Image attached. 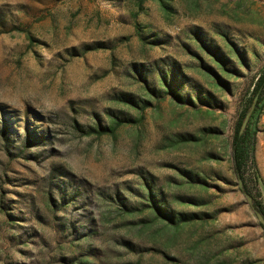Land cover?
<instances>
[{"label":"rangeland","instance_id":"obj_1","mask_svg":"<svg viewBox=\"0 0 264 264\" xmlns=\"http://www.w3.org/2000/svg\"><path fill=\"white\" fill-rule=\"evenodd\" d=\"M263 66L264 0H0V264H264Z\"/></svg>","mask_w":264,"mask_h":264},{"label":"trees","instance_id":"obj_2","mask_svg":"<svg viewBox=\"0 0 264 264\" xmlns=\"http://www.w3.org/2000/svg\"><path fill=\"white\" fill-rule=\"evenodd\" d=\"M100 46L105 47L106 45L103 43L94 45L95 48H100ZM163 82H165L164 78H162ZM167 85V84H166ZM167 90H170V86H167ZM124 100L129 101L131 103H135L133 96L124 94ZM258 98L256 109L249 121V124L247 128L241 132V126L243 123V120L249 111L253 101L255 98ZM264 110V66L259 71L258 77L256 81L254 82L253 88L250 89L248 94L245 96V98L242 101L241 109L238 113V118L235 124L233 137H232V170L234 175L237 179L241 177L244 182V190L248 192L253 197V202L255 207L262 213L264 216V205L257 201L255 195L252 193V191L248 187V182L246 178V171H249L254 177L258 176V167H257V161H256V147H257V133H258V121L259 117L262 114ZM130 120V119H129ZM126 121V120H122ZM118 124V123H116ZM110 131H113L112 126H103L99 125V128L97 129V132L100 134H105ZM186 200L185 198H183ZM157 212L164 216L165 218H168L172 220L174 217L173 215H169L167 211L163 209L161 205H158L156 207ZM198 215L193 214L192 216H188L185 214L181 215V218L183 219H189L190 217H196ZM200 218V215H199ZM260 226L264 229V224L260 223Z\"/></svg>","mask_w":264,"mask_h":264},{"label":"water","instance_id":"obj_3","mask_svg":"<svg viewBox=\"0 0 264 264\" xmlns=\"http://www.w3.org/2000/svg\"><path fill=\"white\" fill-rule=\"evenodd\" d=\"M257 101H258V98L256 97V98L254 99V101H253V103H252V105H251L249 111L247 112V114H246L244 120H243V123H242V126H241V132H243V131L247 128V126H248V124H249V121H250V119H251V117H252V115H253V113H254V111H255V109H256ZM238 185H239L240 189L243 191V194H244V196H245V198H246V200H247V203H249V205L252 207V209H253L254 212L256 213V216H257L259 222H260L261 224H264V216H263L262 213H261V212L255 207L254 202H253V197H252L248 192H246V191L244 190V182H243V179H242L241 177H239V179H238Z\"/></svg>","mask_w":264,"mask_h":264}]
</instances>
